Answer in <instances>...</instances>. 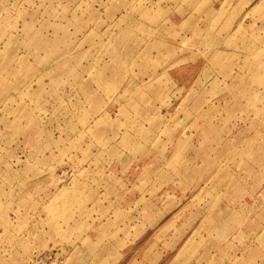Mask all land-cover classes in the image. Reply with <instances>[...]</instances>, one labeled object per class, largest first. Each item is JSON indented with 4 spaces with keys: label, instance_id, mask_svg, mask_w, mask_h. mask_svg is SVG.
I'll list each match as a JSON object with an SVG mask.
<instances>
[{
    "label": "rangeland",
    "instance_id": "obj_1",
    "mask_svg": "<svg viewBox=\"0 0 264 264\" xmlns=\"http://www.w3.org/2000/svg\"><path fill=\"white\" fill-rule=\"evenodd\" d=\"M205 2L0 0V264H263L264 45L248 86L201 24L161 33Z\"/></svg>",
    "mask_w": 264,
    "mask_h": 264
},
{
    "label": "crops",
    "instance_id": "obj_2",
    "mask_svg": "<svg viewBox=\"0 0 264 264\" xmlns=\"http://www.w3.org/2000/svg\"><path fill=\"white\" fill-rule=\"evenodd\" d=\"M205 3L206 6L204 9L206 14L200 17V23L197 22V17L192 14L193 12L190 13V10L183 11L181 14L168 13L166 17L169 22L162 27L161 33L166 36H171L174 35L176 27H182V29H178L179 36H181L180 34L187 35L191 34L192 29L196 26V24L197 26L198 24H201V26L205 28L204 33L209 36H215L216 39L217 45L215 48L218 50V79L229 76L230 82L233 83V77L235 76L237 70L236 67L239 66L240 61L246 60V80L249 86V83L252 81V76L254 75V52L262 47L261 44L264 45V32H258L259 42H256L255 28L250 26L248 21L249 18L245 17V14L250 12L257 4L264 6V0H206ZM244 18H246V21L239 26L238 24L240 23V20ZM262 18L264 19V15ZM144 23L147 29H153L158 25V23ZM155 29H157V31H155L154 34H159L158 28ZM257 30H263V28ZM154 40L158 41V38H155L152 41ZM161 42L168 44L167 76L175 85L180 86L179 84H181V86L185 87L187 82L192 77L191 69L196 65V62L189 60L187 57H182L183 61L175 63V50L172 52L170 50V43H173L174 39L164 38ZM183 56H187V53H184ZM249 63H251V65H249ZM236 77H238V74H236L234 79ZM249 89H252V92L254 93L253 87L248 88V90ZM249 92L251 91H248V95ZM235 93L236 92L234 91L225 92L222 96L218 95V98H232ZM253 93H250L251 98H253ZM236 95L239 97V94ZM261 188L263 189L264 194V187ZM246 193L255 194V191H247ZM125 257L126 256H122V258Z\"/></svg>",
    "mask_w": 264,
    "mask_h": 264
}]
</instances>
